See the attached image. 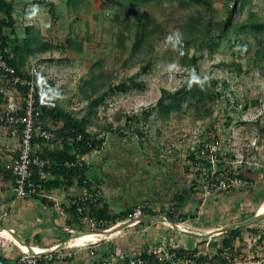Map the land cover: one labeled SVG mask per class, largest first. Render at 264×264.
Masks as SVG:
<instances>
[{"label":"rangeland","instance_id":"rangeland-1","mask_svg":"<svg viewBox=\"0 0 264 264\" xmlns=\"http://www.w3.org/2000/svg\"><path fill=\"white\" fill-rule=\"evenodd\" d=\"M26 1L31 3L33 0H19L17 4L21 24L36 25L55 43H64L68 36L76 41L89 39L83 52L73 49L65 51L54 49L31 58L26 65V70L32 67L38 68L39 74L36 79L40 83L46 80L55 81L58 91L62 92L58 98L61 106L71 111H82L87 105L86 92L95 90V93L99 94L107 90L111 84H117L137 72L141 73V67L148 59L146 53L148 51L131 54L132 38L127 41L124 50L118 47V36L123 30V25L116 24L112 19L116 12L121 11L124 14L125 11L114 5L113 0H86L79 10L66 7L65 0H47L55 2L59 14V21L55 25H51L49 21V4H36L33 8H39V12L34 14L30 11H28L30 13L27 12ZM209 1L212 3L211 13L215 20H221V17L225 16V8L230 0ZM130 11L129 13L132 15L136 12L140 14L151 12L155 16L156 22L160 24L161 32L157 33L153 39L154 64L147 73H142L140 76V79L146 84V89L111 95L112 109L105 111L103 107L100 108L99 119L102 124L113 119L104 116L106 114L111 115L117 111L140 113L143 108L157 102L162 88L175 90L185 84L190 85L195 77L190 67L183 65L180 62L179 54L175 49H172L173 40L171 37L175 35L184 37L183 34L181 35L179 24L187 20L190 15L197 13L208 15L204 6L188 3V0H159L150 6L131 5ZM248 18L264 21V0L250 1L240 19ZM23 28L22 25L19 29L20 34L23 33ZM241 37L249 41V50L240 48V36L224 35L216 47L217 51L212 56L208 48L197 51L199 55L203 54L200 60L201 76L207 81L213 78L228 81L230 87L227 97L230 101L226 97H222L212 102L211 116L206 114V109H200L202 115H199L197 110L190 108L187 109V112H181L179 116L178 114L173 115L169 120L152 117L145 128L149 130V142L153 143L155 149H163L186 161L188 149L206 140L207 132L211 128V130L213 129L212 135L219 137L220 145L228 153L233 154V158L229 161L233 167L242 166V169L249 174L247 167L251 168V172H254L258 165L264 163V131L261 130L264 125V34L258 38L252 34H243ZM228 38L232 40V43H235L233 48L230 47ZM189 49L191 56L196 51V46L191 44ZM50 58L58 60L53 62L49 60ZM99 59L103 61L101 68L103 75L94 81V85H87L82 91L84 82L90 78L91 65ZM222 61L239 62L243 71L239 72L234 67L218 66ZM96 71L99 72L97 69ZM245 104L248 105V109L241 112V106ZM236 194L231 191L228 195L230 196L228 205L226 203L229 207L230 226L238 225L243 222L241 221L243 218L251 217L253 213H261L257 207L264 200V191L259 195L262 196L260 199L251 203L243 198L247 197L243 191L238 192L239 200L235 198ZM246 206L249 208L246 209ZM237 207L244 208L247 212L244 209L240 212V209H236ZM235 215L237 217L233 218ZM248 219L250 218L248 217ZM147 224L139 223L134 227L122 229L123 231L121 230L120 233L113 232L109 236L110 240H105L99 246L94 247L95 256L99 257L103 251H126L128 248L139 245L147 247L164 239L187 245L190 249L195 248L199 243L195 236L176 229L169 222L162 225L163 228H155L154 224L151 226H147ZM262 225L264 226V223ZM169 226L172 227L169 228ZM189 229L191 230L192 227ZM195 231L201 232L200 229ZM213 234L212 239L216 237ZM210 236L209 234L206 237ZM206 237L201 236L202 241L199 248L201 251H206ZM249 239L253 243L251 248L253 251H250L249 254L258 252L261 257H264V239L262 242L257 239L254 241L249 230H244V240L237 239V247L246 251L250 245ZM82 248L74 246L66 251L73 252L78 249L76 258L85 256L82 258L85 259L83 264H88L90 257L93 256L90 253L91 249L84 250L85 248ZM76 263L77 260L73 262V264Z\"/></svg>","mask_w":264,"mask_h":264},{"label":"trees","instance_id":"trees-1","mask_svg":"<svg viewBox=\"0 0 264 264\" xmlns=\"http://www.w3.org/2000/svg\"><path fill=\"white\" fill-rule=\"evenodd\" d=\"M158 1L113 0L114 5L121 9L123 8L125 11L124 14H122L121 11L116 12L112 19L116 24L121 23L123 25V30L118 36V47L124 50L127 46V41L132 38L131 54H141L148 51L146 52L148 54V59L146 63L142 65L141 73L137 72L117 84H111L107 90L99 94H96L93 89V92H86L87 105L79 112L71 111L61 106L58 98L62 92L58 91L54 80H46L37 84L36 104L39 113H37L36 123L42 124L44 127H54L56 138L54 140H46L43 138L34 139L35 153L41 158L47 159L49 163L44 168L46 177H41L37 167L33 168L32 180L39 188V194L33 196H44L46 192L51 189L71 188L75 184L83 186L86 188L85 192H89L91 190V181L88 177L89 166L87 160L93 151L100 150L103 147L110 134H117L122 138L133 135L139 143L144 145L146 141L150 140L149 130L145 127L152 117H157L159 120H169L173 115L178 114L179 116L181 112H187V109L190 108L197 110L199 115H202L200 109H206V114L211 116L212 102L222 97H226V99L230 101L227 97V91L230 87L228 81H220L217 78L207 81L201 76L200 60L203 54L199 55L197 51L199 49L208 48L212 56L217 51L216 47L219 45L221 39L224 38V35L240 36V48L248 49L249 41L243 39L241 36L243 34H252L258 38L261 34H264V21L254 20L253 18L245 20L240 19L241 14L251 0H230L225 8V16L221 17L219 21H216L211 13L212 3L209 0H188V3L204 6L208 15H203L201 13L190 15L187 20L179 24L181 35L183 34L184 37H177L175 35L171 37V39L173 40L172 49H175L179 54L180 62L183 65H188L194 72L195 77L193 82L190 85L185 84L175 90L162 88L161 95L155 104L143 108L140 113H135L134 111H117L111 115L106 114L104 116L112 117L113 119L102 124L99 119L100 108L103 107L105 111L112 109L113 102L111 101V95L146 89V84L140 79V76L142 73H147L154 64L153 39L157 33L161 32V28L151 12L142 14L136 12L133 14L134 16L129 12H131V5L137 7H141L142 5L150 6ZM85 2L86 0H65L64 4L68 8L79 10L83 7ZM18 3L19 0H0L1 54H3L7 63L15 68L18 74L23 75L26 73L27 70L25 68L29 60L44 52L53 51L54 49L62 51L68 49H73L78 52L84 51L89 39L86 41H76L71 36H68L65 38L64 43H55L36 25L29 23L21 24L17 9ZM25 3L27 12L30 11L34 14L39 12V8H33V6L38 3L45 5L49 4L48 12L51 25H55L59 21V14L56 10L55 2L33 0L31 3L28 1ZM22 25L24 26L23 33L20 34L19 29ZM259 40L261 41L262 39L260 38ZM228 41L230 47L233 48L235 43H232L230 38H228ZM191 44L196 46V51L190 56L189 46ZM49 60L54 62L58 59L50 58ZM102 65L103 61L101 59L95 61L91 65L90 78L84 82L82 91H84L87 85H94V81L98 77L101 78V75H103V71L101 70ZM218 66L234 67L239 72L243 71L241 63L236 61H222ZM96 69L99 70V72H97ZM0 75L5 76L6 73L0 71ZM5 79L6 77H3L0 84H4L6 82ZM16 88L21 92L26 90V87L20 85ZM3 103L4 98L2 94H0V113L3 111ZM241 108V112H244L248 109V105H242ZM261 130L262 132L264 131V125ZM212 131L213 129L211 130L210 128L207 132L208 137L206 140L188 149L184 168L186 173L193 172L195 175L193 177V185L191 186L193 192L199 193L202 191V187L205 183L217 182L220 178L227 179L229 183L237 179H244L251 182L252 179L248 176V173L242 169V166L235 168L232 163L229 162L233 158V154L228 153V151L220 145L219 137L212 135ZM102 133L105 134L102 135ZM214 143H218L219 149L217 150V170L212 174V162L208 157L209 150H207V145ZM204 150L205 153L202 155ZM15 156L16 154L14 153V157ZM3 165L6 164L0 163V168H2ZM246 169L250 174L251 168L247 167ZM206 170H208L207 173H205ZM3 176L6 177V179L12 180V183L14 182L12 172L5 167L3 169ZM237 188L238 187L231 184L229 187L219 192L236 191ZM80 196H73L71 198L67 210L72 217L71 220L73 224L79 223L81 228L84 226L82 229L87 226L83 222V217L87 214L92 218L107 220L109 223L115 224L124 219L128 211L133 208L131 207L120 213H112L107 205L100 202V199L91 201L79 198ZM179 199L183 200L181 197H179L178 200ZM177 203L173 205L174 208L179 207L180 203ZM86 206L89 207V210H87ZM147 212L150 213L151 216L157 215L154 211ZM167 216L171 221L176 223L185 218L182 215L175 217L173 211L168 212ZM262 221L263 222L260 221L248 227H238L221 233L222 237L220 241H212V252H214L212 260L220 264L232 261L234 256L243 250L237 247L236 241L238 238L244 240V230H249L251 237L257 238L259 242H262L264 239V226L262 225L264 219ZM109 223L101 225L100 230H103ZM141 223L147 222L142 221ZM219 242L221 246L216 248ZM172 246H170V249ZM177 251L179 255L192 254L196 253L198 248L188 249L178 247ZM224 251L228 252V257L223 256L222 253ZM153 252L154 249H149L143 250L141 254L147 257L153 255ZM202 253L203 254L199 258L200 260L206 259L210 252L203 251ZM71 256H67L66 258H71ZM93 256L94 258H91L92 261L89 264H98L95 255ZM107 256H109V253L103 252L97 258L103 260Z\"/></svg>","mask_w":264,"mask_h":264},{"label":"crops","instance_id":"crops-1","mask_svg":"<svg viewBox=\"0 0 264 264\" xmlns=\"http://www.w3.org/2000/svg\"><path fill=\"white\" fill-rule=\"evenodd\" d=\"M18 143L19 140L9 135L0 125V163L6 164L13 159L14 153L10 150ZM152 144L151 141H146L143 145L133 135L122 138L120 135L110 134L103 147L93 151L87 160L88 177L91 181L89 192L98 191L100 202L107 205L112 213H120L134 206H143L146 212L157 213L153 216H162L170 220L167 213L173 211L175 217L178 215L185 217L177 222L178 226H173L176 229L192 227L195 230L200 229L201 232L191 229L189 234L195 232L200 235L211 232L215 233L214 240L220 239L222 234L216 232L230 226V213L227 205L231 191L219 192L210 197L204 196L201 192H193L191 186L195 175L193 172L186 173L184 168L186 161L163 149H155ZM249 177L252 179L250 189L241 188L234 192L237 193L235 198L239 200L238 192L243 191L244 195H247L243 198L251 203L260 199L262 196L259 195L264 191V163L258 165L254 172H250ZM85 190L83 186L75 184L71 188L51 189L44 196L20 198L13 192L12 180L0 175V229H14L17 241L9 249L0 246V255L8 262L15 260L20 252L19 245L47 249V251L60 247V253H66L67 248H63L65 242L73 240L76 234L68 232L66 228L72 227L79 232V229L84 227L81 228L79 223L73 224L67 209L71 198ZM179 197L183 200H178ZM176 203H180L179 207L174 208L173 205ZM262 204L264 200L260 206ZM248 208L246 206V209ZM236 209H240L241 212L244 208L237 207ZM246 209H244L245 212H247ZM256 213H253L251 217ZM146 214L151 216L148 212ZM236 215L233 218L237 217ZM248 217L241 221H245ZM147 223V226L154 224L155 228H163L162 225H166L167 222ZM193 236L199 242L195 247L199 250L201 236ZM165 240L167 239L147 247L145 245L134 246L126 251L141 252L170 247L174 244L188 248L187 245ZM205 249L207 250L206 247ZM77 250L72 252L71 258L40 264H73L76 260V264H83L85 259L82 258L85 256L76 258ZM91 258L93 259L94 256L90 257V262Z\"/></svg>","mask_w":264,"mask_h":264},{"label":"built area","instance_id":"built-area-1","mask_svg":"<svg viewBox=\"0 0 264 264\" xmlns=\"http://www.w3.org/2000/svg\"><path fill=\"white\" fill-rule=\"evenodd\" d=\"M0 71H4L6 75H0V81L3 77H6L5 83L0 84V94L4 98L3 111L0 113V125L5 129V131L19 140L17 146L12 148L10 151L15 153L16 156L6 165L0 168V175L3 177L4 167L10 170L14 176L13 182V192L17 197L26 198L32 197L35 194H39L38 185L32 180L33 168L37 167L41 174V177H46L45 166L49 163L47 159L41 158L35 153L34 139L43 138L46 140H54L55 128L52 126L44 127L42 124H37V113L38 107L36 104V86L40 82L36 79L39 74L37 67H32L27 70L23 75L18 74L14 67L9 65L5 60L3 54H1L0 48ZM26 87L24 92L17 90V86ZM105 134V133H104ZM102 133V135H104ZM101 135V137H102ZM100 137V135H99ZM207 150H209L208 157L212 162V174L217 170L216 163L218 161L219 149L218 143L207 145ZM1 148V146H0ZM205 150L202 152L204 155ZM208 170L205 171L207 173ZM231 184L236 187H246L250 186L251 183L244 179L232 180L231 183L225 178L219 179L217 182H207L203 185L202 191H200L204 196L210 197L218 193L222 189H226ZM84 194V195H83ZM81 195V196H80ZM79 198L85 200L96 201L100 197L98 191L95 192H85L82 191ZM87 207V206H86ZM89 210V207H87ZM146 210L143 206H134L130 211H128L126 217L115 224L109 223L107 220L95 219L90 217L88 214L83 217V222L87 225L84 229H79V234L76 233V229L72 227H67V231L75 234L73 240H68L65 242L63 248H73L74 246H80L83 248L92 249V255H96L94 247L99 246L103 241L110 240V235L113 232H121V230L116 231L115 228L123 223H130L129 227H134L141 223L142 219L146 217ZM103 230H100L101 225L108 224ZM185 232L190 231L189 228L182 229ZM123 231V230H122ZM109 233V234H108ZM91 236L88 239H84L86 236ZM209 238H206V248L209 256L206 259L200 260L199 258L203 254L201 250L192 254H178V245H173L170 247H161L154 249L153 255L143 256L141 252L117 250L108 252L109 256L105 257L103 260L96 258L98 264H220L213 261L214 252H212V234ZM253 238V237H252ZM82 239L83 242L79 245H75V241ZM257 238H253L256 241ZM113 241V240H111ZM218 241V240H215ZM250 245L245 251L243 249L241 252L237 253L232 261H228L225 264H264V257H261L257 252L253 251L251 248L253 243L248 240ZM14 243H17L14 236V229H0V246L11 248ZM221 243L219 242L216 248H219ZM20 252L17 258L11 262L3 259L0 256V264H40V263H53L54 261H63L67 256H71L72 252L67 251L66 253H60L58 250H53L45 253L47 249L28 247L27 245H19ZM194 249V248H193ZM205 251V252H206ZM224 257H228V252L224 251ZM259 257V258H258Z\"/></svg>","mask_w":264,"mask_h":264},{"label":"water","instance_id":"water-1","mask_svg":"<svg viewBox=\"0 0 264 264\" xmlns=\"http://www.w3.org/2000/svg\"><path fill=\"white\" fill-rule=\"evenodd\" d=\"M263 219H264V213H259V214H256L255 216H253L252 218H250V219H248V220H245V221L239 223V224L236 225V226H228V227H225V228L220 229L219 231H220V233H221V232H225V231H228V230H231V229H236V228H238V227H243V228H244V227H248V226H251V225H253V224L257 223V222L262 221ZM142 221H143V222H152V221L169 222V223H171L173 226H175V227L177 226V224H176L175 222L170 221V220H168L167 218L162 217V216H147V217H144V218L142 219ZM129 225H130V223H123V224L117 226V227L115 228V230H116V231H118V230H122V229H124V228H127ZM191 234H192V233H191ZM193 235H198V234L193 233ZM198 236L205 237V236H208V234H200V235H198ZM30 247H31V246H30ZM58 249H60V247L56 248L55 250H58ZM48 252H50V251H46L45 253H48Z\"/></svg>","mask_w":264,"mask_h":264},{"label":"bare ground","instance_id":"bare-ground-1","mask_svg":"<svg viewBox=\"0 0 264 264\" xmlns=\"http://www.w3.org/2000/svg\"><path fill=\"white\" fill-rule=\"evenodd\" d=\"M259 211L261 212V213H264V204H262L260 207H259ZM91 236H86L84 239H88V238H90ZM83 242V240L82 239H79V240H77V241H75V245H79V244H81Z\"/></svg>","mask_w":264,"mask_h":264},{"label":"clouds","instance_id":"clouds-1","mask_svg":"<svg viewBox=\"0 0 264 264\" xmlns=\"http://www.w3.org/2000/svg\"><path fill=\"white\" fill-rule=\"evenodd\" d=\"M250 183H251V182H250ZM251 185H252V184H251ZM246 187H247V186H246ZM241 188H244V187H241ZM254 216H255V215H254ZM146 217H147V216H146ZM247 220H248V219H247ZM141 222H142V221H141ZM175 223H176V222H175ZM170 224H171V223H170ZM176 224H177V223H176ZM177 226H178V224H177ZM128 227H129V226H128ZM188 232H189V231H188ZM191 233H192V232H191ZM191 233H190V234H191ZM216 233L221 234V233H223V232L220 233V231H218V232H216ZM206 234H213V233L210 232V233H206ZM213 235H215V234H213ZM205 237H206V236H205ZM206 238H207V237H206ZM30 248H31V247H30ZM0 256H1V255H0ZM1 257H2V256H1ZM2 258H3V257H2ZM3 259H4V258H3Z\"/></svg>","mask_w":264,"mask_h":264}]
</instances>
